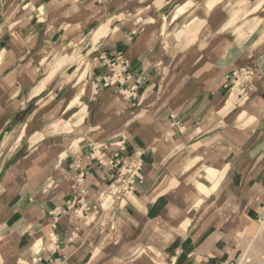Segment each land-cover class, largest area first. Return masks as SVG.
<instances>
[{
	"label": "crops",
	"instance_id": "1",
	"mask_svg": "<svg viewBox=\"0 0 264 264\" xmlns=\"http://www.w3.org/2000/svg\"><path fill=\"white\" fill-rule=\"evenodd\" d=\"M187 1L191 15L172 18ZM208 1L7 0L0 8V233L12 237L14 264H89L97 248L94 264L236 258L234 224L243 233L264 214V0H221L206 12ZM237 5L247 21L229 24ZM107 14L128 18L93 48ZM116 58L128 63L130 79L98 86L108 74L103 60ZM241 68L253 76L233 88L230 75ZM84 69L85 92L68 109ZM114 109L144 112L145 120L122 125L108 119ZM51 119L67 124L45 128ZM85 128L104 129L93 142L104 166L91 159L94 133L85 138ZM132 163L141 172L120 203L123 216L112 214L114 205L87 225L67 210L81 189L100 195ZM177 176L179 187L163 192ZM216 182L208 196L194 187L211 190ZM184 200L199 206L185 209ZM140 248L146 256L137 260Z\"/></svg>",
	"mask_w": 264,
	"mask_h": 264
},
{
	"label": "built area",
	"instance_id": "2",
	"mask_svg": "<svg viewBox=\"0 0 264 264\" xmlns=\"http://www.w3.org/2000/svg\"><path fill=\"white\" fill-rule=\"evenodd\" d=\"M7 0H0V8L5 4ZM105 67L108 70V74L103 77L101 82H98L97 85L100 87H121L130 79V76L127 73L128 63L116 58L113 61H105ZM253 76L252 71L249 68L239 69L232 72L231 80H234L232 87L236 81H239L241 77H244V82L250 80ZM243 83V82H242ZM91 159L95 160L99 165L104 166L103 163V154H101L99 148H92ZM141 172L140 163H132L126 169L118 172L114 181L109 185L108 189L99 196V205L97 206L96 202H89L86 198V191H81L71 202L67 204V210L71 211L75 219L84 220L85 224H92L96 216L109 210L112 206L116 204L115 197L120 195L119 192L115 191L121 185L122 181H125L127 188V197L131 196L134 192L135 181L139 179V174ZM126 199H121L119 203L123 202ZM261 220H258L260 223ZM224 264H250L249 262H241L235 259L225 262Z\"/></svg>",
	"mask_w": 264,
	"mask_h": 264
},
{
	"label": "bare ground",
	"instance_id": "3",
	"mask_svg": "<svg viewBox=\"0 0 264 264\" xmlns=\"http://www.w3.org/2000/svg\"><path fill=\"white\" fill-rule=\"evenodd\" d=\"M236 14H238V18H233V20L231 19V21H230V23L229 24H234V23H236V21H238L239 20V18H241V17H243V15H244V11H242L241 13H236ZM260 23V22H259ZM112 31V30H111ZM110 31V32H111ZM108 32V29H105V31H102V33H101V30H98L97 32H95L94 34H93V48H96L97 47V45L103 40V38L105 37V34ZM251 35V34H250ZM3 51V50H2ZM3 54V53H2ZM1 54V55H2ZM0 55V56H1ZM49 56H47L43 61H42V63L41 64H47V62H45V61H48V58ZM0 60H1V57H0ZM71 63V62H70ZM41 64H39V65H41ZM86 71H87V69H84L81 73H79V74H77V76L75 77V80H74V85L73 86H75V88H76V92H75V94L72 96V99H71V101H70V103H69V105H68V109H70V108H72V107H74L77 103H78V101H79V98L84 94V88L83 87H79V84H80V82L83 80V79H85L84 77H85V75H86ZM57 73V71H53V72H49L48 74H47V76H46V79L43 81V83L41 84V87H42V89L44 88L43 86H45L46 85V83L47 82H49L52 78H53V76L55 75ZM240 81V80H239ZM239 81H236L235 83H239ZM235 85V84H234ZM79 87V88H78ZM235 87V86H234ZM233 87V88H234ZM232 89V88H231ZM231 96V95H230ZM229 96V97H230ZM228 101V100H227ZM77 108V107H76ZM242 114V116H244V112L243 113H241ZM52 116H53V114H52ZM55 116V115H54ZM239 119V118H238ZM237 119V120H238ZM239 120H241V119H239ZM51 121L52 122H54L55 120L54 119H51ZM51 122V123H52ZM50 123V124H51ZM49 124V125H50ZM67 123H64V126L66 125ZM244 125V124H243ZM52 126H54V123H53V125ZM52 126H51V128H52ZM61 127H63V125H60V126H58L57 128H54V130L55 129H59V128H61ZM53 129V128H52ZM78 144V143H77ZM79 147V145H76L75 144V148H78ZM208 172H210V173H213V172H215V170L214 169H209L208 170ZM214 175L216 174V173H213ZM216 186H217V183H215V185H214V187H213V189H211V190H209V189H206L203 185H201V184H199V183H196V184H194V187H195V190L199 193V194H201V195H203V196H208L215 188H216ZM193 196V195H192ZM193 203V200H184V207H185V209H188L189 207H190V204H192ZM195 205L196 206H199V200H195ZM185 220H188L189 221V223H190V221H191V215H189V216H186V218H185ZM263 221V220H262ZM262 221H261V223H262ZM189 223H188V225H189ZM252 224H258V222L257 223H252ZM187 225V226H188ZM181 227H182V225H181ZM243 227V226H242ZM257 231L258 230H256V232H255V235L257 234ZM260 236H261V234L259 235V238H260ZM256 237H257V235L255 236V237H250V238H244L243 240H242V244H244L245 246L243 247V251H242V256H241V259H240V261L241 262H249L250 264H264V248H262L261 246H262V243H263V241H259V238L257 237V239H256ZM262 238V237H261ZM36 243H35V245H34V249L35 248H37L40 244H41V242H42V240L41 239H38L37 241H35ZM263 245H264V243H263ZM37 251V250H36ZM144 251H146V250H144L143 248H140V249H137V251H135L133 254H134V256L136 257V258H138L137 260H140L141 258H143L144 256H146V254L144 253ZM37 253H38V251H37ZM30 256V255H29ZM33 259V258H32ZM153 264H166L165 262H164V260H160V259H158V258H155V257H153Z\"/></svg>",
	"mask_w": 264,
	"mask_h": 264
},
{
	"label": "clouds",
	"instance_id": "4",
	"mask_svg": "<svg viewBox=\"0 0 264 264\" xmlns=\"http://www.w3.org/2000/svg\"><path fill=\"white\" fill-rule=\"evenodd\" d=\"M145 115L146 114L144 112H140L138 115L132 114L131 116H129V115H127V114H125L123 112V109H114V110H112L110 112L108 119L109 120H120V122H121L122 125L124 124V121L125 120L127 121V124H132V122L134 120L141 121V123H143L144 120H145ZM241 119L243 120L244 117L242 116ZM254 119H255V117H249L248 118L249 122L251 120H254ZM238 126H242V125H239L238 124ZM126 127H127V125H124V130H126ZM103 131H104L103 128H95V129L85 128L83 130V133L82 134H83V136L85 138H88L87 137V133L88 132H93L94 133V136H92L91 139H90V143H91V146L94 149H96V148H100L101 145L100 144L93 143V142L95 141L96 137H98V136L101 135V133ZM121 134H123V131L121 132ZM78 135H80L79 132H78ZM114 138L115 137L110 136L109 137V141L113 140ZM104 146L107 147L108 146L107 143H105ZM77 158H79V157H77ZM74 168H75V166H74ZM65 175L67 176L68 174H65ZM71 178L79 180V177H76V176H72ZM125 184H126V182L125 181H122L120 187L118 189H115V191L119 192L120 195H118V196L115 197L116 204H115V206L113 208V213H112L113 215H115L116 212H120L121 216H123V212H122V209H121V206H120L119 201L121 199H126L127 198V188H126ZM77 187H79V185H77ZM178 187H179V177L177 176V178H175V179H173L171 181V184L163 187L162 188V191L166 193L170 189H172V188H178ZM101 190L103 191V188H101ZM2 191H3V188L0 187V192H2ZM81 191H83V189H81ZM87 194L90 195L93 199L97 200V206H98L99 205V202H100V200H99V193L93 194L91 192V190L89 189ZM89 202H91V201H89ZM195 206H196L195 204H190V207H195ZM57 211H59V209H57ZM128 219H129V221H131V218L130 217ZM184 223L185 224H188L189 221L188 220H185ZM81 226H83V225H81ZM115 226L117 228H119L121 226L119 218L116 219ZM72 238L73 239H76L75 236H73ZM11 239H12V237H6L4 234L0 233V264H14V262L10 259V256L12 254L11 253V245H10V240ZM101 247H102V245H101ZM98 252H99V248H97L95 251H93V261H90L89 264H94V261L96 259V255H97ZM20 264H28V262L22 260L20 262Z\"/></svg>",
	"mask_w": 264,
	"mask_h": 264
},
{
	"label": "rangeland",
	"instance_id": "5",
	"mask_svg": "<svg viewBox=\"0 0 264 264\" xmlns=\"http://www.w3.org/2000/svg\"><path fill=\"white\" fill-rule=\"evenodd\" d=\"M220 1L221 0H209L208 2H207V4L204 6V10L206 11V12H209L211 9H214V8H216L217 6L219 7L220 5H219V3H220ZM225 3H226V1H225ZM229 3H230V1H229ZM241 3H244V1H241ZM194 6V2L193 1H187L185 4H183V5H180V6H178V7H176L175 8V10H174V13L172 14V18H176V17H178V16H180V15H183L184 14V16L182 17L183 19L185 18V17H187V16H190L191 15V12L189 13V12H187V10H189L190 8H192ZM226 4L225 5H223L222 7L223 8H226ZM238 5L237 6H235L233 9L234 10H236V9H238ZM230 8H232V7H230ZM242 12V9L240 8V9H238V10H236V13H241ZM116 15V14H115ZM126 18H128V16H127V14H119V19L117 18H115V16L113 15V14H107L106 15V18H105V22L104 23H106L105 25H101L95 32H97L98 30H101V33H102V31H105V29H108V32L105 34V36H107L109 33H110V31H111V25H113L117 20H126ZM194 20H192V21H190L189 23H187V25L188 24H191L192 26H194L196 23H197V21H195V22H193ZM246 19H244L243 20V17H241V18H239V20L238 21H236V24H234V25H237V24H240V23H246ZM193 22V23H192ZM117 26V25H116ZM232 27H234V26H232ZM94 32V33H95ZM163 35V37L164 36H166V33H163L162 34ZM134 36H136V35H134ZM93 38V37H92ZM104 39V38H103ZM134 39V38H133ZM93 40V39H92ZM45 62H47V64H49V62L48 61H45ZM67 64H69V61H66V62H64V63H62V65L60 66V69L63 67V66H65V65H67ZM60 69H58V70H56L57 72L58 71H60ZM73 69V68H72ZM72 69H70L69 70V72L68 73H70L71 71H72ZM241 69H243V68H241ZM55 72V71H54ZM67 73L66 74H63L62 76L63 77H67ZM231 76V75H230ZM244 80V77H241V79H240V81L241 82H244L243 81ZM44 88H45V86H43ZM231 87V86H230ZM43 88V89H44ZM42 89V87H40L39 89H38V92H36V93H39L40 91H42L43 90ZM53 123H54V126H52L53 125ZM61 125V120H55L54 122H52L50 125L49 124H46L45 125V128H51V126H52V128L54 129V128H57L58 126H60ZM63 126H64V123L62 124ZM213 173H216L215 175L213 174ZM213 173H210V172H208V170H207V176H210V177H212L213 179H216V177H217V175H218V173H217V171H215V172H213ZM217 183V182H216ZM103 193V192H102ZM101 193V194H102ZM100 194V195H101ZM99 195V196H100ZM263 220V221H262ZM261 221H262V223L260 222V223H258V224H252L247 230H245L243 233H241V232H239L238 230H237V223L236 224H234V228H233V230H234V232H235V234H236V245H237V256H236V258H235V260H237V261H240V259H241V256H242V249H243V247L245 246L244 244H242V240L246 237V238H250V237H255L256 235H257V237L259 238V235L261 234V236H260V238H259V241L261 242V241H263V243H264V214H263V219H262ZM256 230H258L257 231V234L255 235V232H256ZM257 237H256V239H257ZM262 237V238H261ZM263 243H262V248H264V245H263Z\"/></svg>",
	"mask_w": 264,
	"mask_h": 264
}]
</instances>
